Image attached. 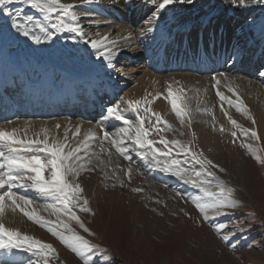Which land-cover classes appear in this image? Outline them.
<instances>
[{
  "label": "rangeland",
  "instance_id": "obj_1",
  "mask_svg": "<svg viewBox=\"0 0 264 264\" xmlns=\"http://www.w3.org/2000/svg\"><path fill=\"white\" fill-rule=\"evenodd\" d=\"M143 2L136 4L137 6L134 7L136 11H133L127 16V19L121 22L114 16L115 12H112L104 4L75 3L77 5L75 10L81 15V24L87 33L85 39L99 38L105 30L110 29L116 42L123 38L122 41L128 52L116 54L117 56L111 61L113 64L116 60L114 69L110 67L109 62H106L102 69L104 76L94 82V88L92 86V89L99 92V96L90 98V100L84 98H87V91L79 89L77 97L71 100L68 98L59 104L58 97L53 90V85L54 87L58 85H55L54 81L53 84H49L48 81V83L45 81L46 79L44 80L47 70L41 66L33 67V72L29 71L38 83L37 85L30 84L33 87H39V91L36 93L26 89L27 79L20 71L13 73V76L8 78L3 89L0 90V128L11 130L14 126L21 128L23 123L36 124L55 119L71 123L83 122L102 138L104 130L115 133L119 128L125 126L122 122L107 117L108 107L119 104L120 111L124 116L135 120L136 114L129 109L125 101H141V115H143L145 106L151 107L155 112L158 111L156 108L158 102H163L167 108L166 114L171 113V115L167 119H164V116L161 117L162 120L168 121L171 129L159 134L153 133L149 138L159 141L160 136H164L168 140L178 139L182 142H191L193 150L203 152L204 156L225 169L224 172H220L218 169H213V171L225 181L228 187L235 189L233 198L239 201L240 207L231 210L229 216L214 217L210 213L211 218L204 221L191 203L193 196H202L198 189L185 184L178 177L159 171L149 161L141 159L137 151L130 150L128 154L132 159L125 160L114 147H111L109 142L105 141L104 147L110 151V155L109 151L101 152L100 148L96 146V142L93 141L89 151L99 153L100 160L105 161V164L101 165L99 160L93 156L92 163L87 166L93 170H82L75 182L82 186L83 195L89 200V207L94 213H83L77 210V215L94 234L83 232L75 221H70L71 227L77 233L98 246L99 251L92 254L93 264H264V166L255 161L246 149L240 147L241 142L251 143L254 148L260 149L258 154L264 157V122L258 113L243 100L249 110L248 115L256 120V124L253 125L248 115L237 112L235 107L226 101H220L216 96V91L212 90L214 98L211 104L209 103L210 105H205V101L197 103L196 107L194 103L191 105H194L195 109L193 108L194 121L190 129L189 126L182 125L180 119L172 111L170 103L165 99L167 91H161L159 96L144 95L138 91L142 89L138 78L146 70L164 78L190 75L213 80V77H222L221 74H223V77L226 78L246 79L264 90V76L260 75L261 72H264V56H262L264 52L257 42L252 40L249 35L250 31L246 28L253 27L257 23L263 24L264 27V4H254L248 0V6L242 8L230 5L228 0H206L189 7L187 5V9L180 11L172 12L167 8L160 14L158 20H154L150 24L149 20L152 19L157 0H143ZM177 5H172L171 8L175 9L178 7ZM226 6L235 9L226 17L227 25L232 32L231 35L234 36L228 39V44L233 48L232 51L227 52L225 48L228 45L226 43L223 47L222 43L217 44L216 48L211 50L207 40L203 43L205 42L204 52L206 51L208 61L190 60L189 57L187 64L189 66L190 63L197 65L193 68H170L172 64L167 63L170 60H165L164 65L159 61H157L158 63L154 61V56L157 55V52L154 51H157V48L162 44L165 46L163 55L167 59L174 57L175 60H178L182 58L183 54L187 57L186 48L180 49L177 45L173 46V40L165 41L164 36H161L164 32L163 23L193 22L204 14H208L210 19L216 21L220 18V11ZM9 7L13 10L23 7L26 13L36 16L42 23L48 25V22L43 21V17L39 13L25 5L12 4ZM142 8L143 15L134 17L137 16L134 14H137L138 10ZM89 19L96 23L90 24ZM8 25L9 20L0 15V31H7L15 36L14 40L0 41V46L8 50L9 56H15L18 59L22 57L23 60H26L25 57H29L28 52L31 49L27 45V39L16 35ZM148 28H151L152 31H147ZM49 31L54 32L50 26ZM132 33L137 37L135 42H127L126 34L130 36ZM48 44L49 46L51 44L50 47H52L49 48L51 55H57V51L61 55L65 52L70 59L75 60L77 67L89 66V56H95L93 50H85L87 44L84 43V40L76 37L73 33H56L53 39L48 41ZM225 53H227V58H224V56L226 57ZM259 56L263 58H259ZM234 58L238 60L235 64L232 60ZM181 61H178V67H180ZM184 62L186 61L184 60ZM203 64H206L207 70L199 71V67ZM249 65L254 66L253 71L243 74L245 66ZM50 69L52 75L55 74L54 71L57 72L54 76L56 84L64 83L63 71L58 66L50 67ZM106 79L119 86L113 96H109L107 92ZM74 86L81 88L79 84H74ZM100 88L105 89L98 90ZM6 94L11 95L13 106L23 104V106L21 105L23 110L20 111L17 108L18 112L3 117L1 105ZM223 94L235 100L233 94L229 92ZM145 99L151 100L152 103L145 105ZM68 104L73 107L71 111ZM221 104L241 128H255L260 140L256 141L243 136L239 129L233 128L221 111ZM211 106L213 107L211 108ZM197 108H211L216 120L213 121L212 115L197 111ZM202 117H205L206 123H203L205 119L203 120ZM151 119L154 124L155 117ZM222 121L230 124L231 131H237V138H235V142H233L232 136L229 140L222 139L223 146L220 150L215 152L212 157H208L199 143L197 132L212 131L220 134L222 133L220 131ZM146 127H151V125L146 123ZM159 127L163 128L165 125L161 123ZM69 138L71 139V137ZM77 139H81V137ZM156 146L163 147L159 144ZM109 159L111 163H108ZM196 167L199 168V166ZM129 168L132 169L131 173L125 175ZM121 180L123 185L119 182ZM137 187L142 188L143 191L133 192L132 189ZM17 191L32 197L37 207L51 202L39 197L33 191L24 189H17ZM177 193L181 195H177ZM185 212L188 215H185ZM40 214L47 219H55L49 215V212L42 209ZM0 222L8 228L18 229L22 233L51 243L58 252V258H53L51 264H83V261L71 249L53 237L46 228L29 221L19 210L13 212L10 209L8 213L5 212L3 217H0ZM217 223H225L229 229L239 226L245 230H236L235 236L225 242L215 230ZM225 234L227 233L225 232ZM232 245H236V247L233 248ZM29 260L32 261V264H38L39 258L31 252L13 249L9 253L0 249V264H20L21 261L23 264H28Z\"/></svg>",
  "mask_w": 264,
  "mask_h": 264
},
{
  "label": "snow or ice",
  "instance_id": "obj_2",
  "mask_svg": "<svg viewBox=\"0 0 264 264\" xmlns=\"http://www.w3.org/2000/svg\"><path fill=\"white\" fill-rule=\"evenodd\" d=\"M98 2L99 0H81V3L86 5ZM125 2L130 4L132 0H125ZM251 2L264 4V0H251ZM194 3L195 0H157L149 23L158 20L160 14L172 5H193ZM228 3L242 8L248 6V0H228ZM12 4H22L35 10L43 17V21L48 22V25L42 23L36 16L26 13L23 7L13 10L9 7ZM76 7V4L66 3L63 0H0V15L9 20L8 27L14 30L16 35L23 36L37 45L51 41L56 33H73L76 37L83 39L85 44L90 45L97 59H103L111 65L116 53L108 47V44H115V41H110L106 35L96 39H85L87 33L81 24V15L75 10ZM89 23H96V21L89 19ZM49 26L54 32L49 31ZM147 31H152V29L148 28ZM14 39L15 36L11 33L0 31V41ZM106 41L108 43H105ZM260 75L264 76V72ZM221 76L223 77V74ZM224 79L227 80L226 77ZM213 80H215L213 87L221 84V80L215 77ZM228 91L232 92L235 100L225 96L218 88L216 96L220 101H226L234 106L237 112L248 115L247 105L243 103L236 89L228 85ZM183 92L182 88L174 92L169 85L165 99L170 103L172 111L180 119L181 124L185 123L187 117L190 127V109L184 100ZM125 103L136 114L135 120L125 117L120 111L119 104L108 107L107 117L120 121L125 126L115 133L104 130L102 138L97 132L88 129L83 139H77L81 134L79 125L74 126V130L65 128L63 138L51 135L48 128H42L34 138L29 137L30 125L23 129V136L20 135L22 131L20 128L14 127L11 130L0 128V217H3L6 206L13 212L19 210L29 221L46 228L53 237L71 249L83 261V264H93L92 254L99 251L98 246L77 233L70 224V221H75L83 232L94 234L77 215V210L92 213V209L89 207V200L83 195L82 186L75 182L82 170H93L87 167L92 163L93 156L99 160L101 165L105 164V161L100 160L99 153L89 151L93 141L96 142L101 152L109 151L104 147L105 141L109 142L111 147H114L125 160L132 159L128 154L130 150L137 151L141 159L149 161L159 171L178 177L185 184L198 189L202 196H193L191 203L204 221L211 218L210 213L214 217L229 216L231 210L240 207L239 201L233 198L235 189L228 187L225 181L213 171V169H218L224 172V168L204 156L203 152L193 150L191 142H182L178 139L168 140L164 136H160L159 141L150 139L153 133L159 134L170 130L171 125L168 121L162 120L160 113L154 112L151 107L145 106L143 115H141V101L139 100H128ZM151 103V100H144L145 105ZM220 107L233 128L239 129L243 136L256 141L260 140L255 128H241L224 109L223 104ZM197 111L212 115L213 121L216 120L211 108H197ZM152 117H155L154 124ZM248 118L253 125L256 124L254 117L248 115ZM146 123L151 127H146ZM161 123L165 127H159ZM55 128L59 130L61 125L56 124ZM220 131H225L222 125ZM69 132L72 133L71 139ZM230 134L235 142L237 131H231ZM157 144L163 147H158ZM240 147L246 149L255 161L264 166V157L258 154L260 149L254 148L251 143L247 142H241ZM108 163H111L110 159ZM196 166L199 168L197 169ZM131 171L132 169L129 168L125 175H129ZM105 175L107 178V173ZM119 182L123 185L122 180ZM17 189L33 191L39 197L51 202L37 207L32 197L21 194ZM132 191L140 193L143 189L137 187ZM177 195L181 194L177 193ZM41 209L49 212V215L55 219L50 220L41 215ZM185 215L188 213L185 212ZM215 230L221 235L223 241L228 242L232 236H235L236 230L244 231L245 229L239 226L229 229L225 223H217ZM232 247L235 248L236 245ZM0 249L9 253L13 249L31 252L39 258L38 264H51L53 258H58V252L51 243L22 233L18 229L8 228L2 222H0ZM105 257L107 258L106 253ZM20 264L23 262L21 261ZM28 264H32V261L29 260Z\"/></svg>",
  "mask_w": 264,
  "mask_h": 264
},
{
  "label": "bare ground",
  "instance_id": "obj_3",
  "mask_svg": "<svg viewBox=\"0 0 264 264\" xmlns=\"http://www.w3.org/2000/svg\"><path fill=\"white\" fill-rule=\"evenodd\" d=\"M203 1H206V0H195V3H200ZM63 2L80 4L81 0H63ZM140 2H143V0H132V2L130 4L126 3L125 0H99V2L95 3V4L106 5L112 12H115L114 16H116L117 20L121 22V21L127 19V16L129 14L133 13V11L134 12L136 11V10H134V7H136L138 5V3H140ZM177 6L178 7L175 9H172L171 8L172 6H170L168 9L172 12L175 10L180 11L183 9H187L191 5H188V7H187V5H179L178 4ZM232 10L234 11L235 9H232L229 7L227 8V6L225 8H223V10H221L220 14H219L220 18H218L216 21L210 19V16L208 14H204V15H201L200 17H198L197 19H195L193 22L185 21L183 23L182 22L180 23L179 21L178 22L173 21L174 23L172 22L170 24L169 23H167V24L163 23L162 26L164 28V32L161 34V36L162 35L164 36L165 41L166 40L167 41L173 40L172 41L173 46L177 45L180 49L186 48L187 57L183 54L182 58H180L178 60H175L176 58H174V57L167 59V57H164V55H163V51H164L165 46H164V44H162V45L160 44L161 47L157 48L158 49L157 51H154V52H157V55L154 56V61L155 62L159 61L160 64L164 65L165 60H170L169 62H167L169 65L172 64L170 66V68H176V69L177 68H179V69L185 68L186 69V68H191V67L193 68L197 65L190 63V66H189L187 64L189 57H190V60L191 59H200L203 61L204 60L208 61V58L206 57V54H205L206 51L204 52V50H205L204 49V43L207 40H208L209 47L211 48V50L216 48L215 45H217V44L222 43V47H223L224 44L226 43L228 46L225 49L229 53L230 51H232L233 48H231V46L228 44V39H229V37H234V36L231 35L232 32L230 31V28L227 25V21H226L227 18L226 17L228 16V14L231 13ZM143 12H144L143 8L138 10L137 14H134L137 16H134V17H140L141 15H143ZM131 18H133V17H131ZM129 21L131 22V20H129ZM238 21H240V20H238ZM262 25H261V23L260 24L257 23L253 27L248 26L246 28L248 31H250L249 35H251L252 40H255L264 52V27ZM160 30H161V28H160ZM105 35L108 36L110 41H115L113 39L111 33H110V29L105 30L103 32V35H101L100 37L105 36ZM126 38H128L127 42L130 41L133 43V42H135V39L137 37L132 33V34H130V36L128 34H126ZM122 39L117 41V42L115 41V44H108V47L112 51L115 50L114 52L116 54L117 53L119 54L121 52H126V53L128 52V49H126V46H125L124 42L122 41ZM27 41H28L27 45H29V47L31 49L28 52L29 57L28 58L25 57L26 60L25 59L23 60L22 57H19V59H18L15 56H13V57L9 56L7 53L8 50H6V48L0 46V90L3 89L6 81H8V78L13 76V73L20 71V73L25 77V79H27L28 84L26 86V89L28 91H32V92L36 93L37 91H39L38 90L39 87L38 86L33 87V85L34 84L37 85L38 83L36 82V78L32 77V75L29 73V71L33 72V67L41 66V68L47 70V75H46V78H44V80L46 79L45 81L46 82L48 81L49 84H51V83L53 84V81H54V84L58 85L55 87L53 85V88H54L53 90H54V93L58 97V102H60L59 104H62L68 98H70V100H71V99H74L75 97H77L79 89H81V90L83 89V90L87 91V98L84 97L85 99L90 100V98H94V97L99 96V92H97L95 89H92V86H93L95 81H97L102 76H104L103 75L104 72L102 71V69L105 67L107 61H104L103 59H97L96 56L90 55L88 58V62L90 63L89 66L77 67V66H75V63H76L75 60L70 59L69 55L65 52H63L62 53L63 55H61L57 51V55H54V56L51 55L49 48H52V47H50L51 44L49 46L48 41L45 43L39 44V45L34 44L32 41H30L28 39H27ZM203 41H205V42L203 43ZM213 42H217V43L215 44ZM105 43H108V42L106 41ZM209 47L207 46V48H209ZM1 50H3V51H1ZM85 50L92 51L90 45H87ZM133 54L136 55V53H133ZM171 54H172V52H171ZM221 54L223 55V52ZM226 54L227 53H225V55ZM222 55H221V57H222ZM262 56H264V55H262ZM262 56L261 57L259 56V58H263ZM227 57H228L227 55H226V57L224 56V58H227ZM178 58H179V56H178ZM184 60L186 62H184ZM232 60L234 61V64L238 62L237 58H234ZM178 61H181L180 65H179L180 67H178V65H177L179 63ZM114 63H116V60H114L113 64H111V66H110L113 69L116 66V65H114ZM56 66H58L61 69V71H63L64 77L62 79L68 80L69 82H67V81L65 82V80H64V83H59L61 85L56 84V82L54 80V76L57 72L54 71L55 74L52 75L53 73L50 71L51 70L50 67H56ZM236 66H238V65L236 64ZM253 67H254L253 65L245 66V68H244L245 72L243 74H249L251 71H253ZM199 68H200L199 71L207 70L206 64L201 65ZM26 75H28V76H26ZM216 79L221 80V84L213 87V85H215V80H209V79H205V78H197V77L190 76V75H179V76L177 75L175 77L164 78V77H160V76L155 75L153 72L150 73V71L146 70L143 73V75L138 78L139 84H140V86H142V89L138 90V91H140V93H143L144 95L145 94H147V95L153 94V95L159 96L161 94L160 93L161 91L163 92L165 90L168 92L169 85H171V90L174 92L177 91L178 89L182 88L184 90L182 95L184 96V100L188 104L189 109H190L191 125H192V123L194 121L193 113H194L195 107L197 106V103L199 104L201 101H205L204 102L205 105L209 104V103L211 104V101L214 98L212 96V92H211L212 90L217 91V88H218L222 93L229 92L228 91V85H231L239 93L242 100H244V102L246 104H248L250 107H252L258 113L259 117L264 122V90L263 89L257 87V85H255L254 83H252L246 79H234L231 77L227 78L228 80H225L224 77L223 78L218 77ZM176 82H178V83H176ZM32 83H33V85H30ZM110 83H111V81L109 82L106 79L105 85L107 88V92H108L109 96H113V94L115 93L116 89H118L119 86H117V84H115V83H114L115 85L113 83H111V84ZM40 84H42V83L40 82ZM74 84H79V86H81V88L74 86ZM61 86H63V87H61ZM93 88H94V86H93ZM104 89L105 88H100L98 90L102 91ZM229 93L232 94V92H229ZM138 94H139V92H138ZM2 100H4L3 104L1 105L3 117H6V116H9V115H12V114L18 112V109L20 111L23 110V107H22L23 104H20V106L19 105L13 106L14 102L11 101V95L10 94H6L5 98H3ZM80 102L82 103L83 100ZM193 103H194L195 107H193L194 105L191 106ZM217 104H219V103H217ZM68 107L70 108V111L73 108L72 105L70 106V104H68ZM212 107L213 106H211V108ZM156 108L158 109V111H155V112H158V113H160L161 116H164V119L170 118L171 113L166 114L167 108L163 102L159 101L158 104L156 105ZM58 116H59V114L57 115V117ZM202 118H203V120L205 119V117H202ZM169 121H170V119H169ZM203 123H206V119L204 120ZM56 124L61 125V128L59 130H57L55 128ZM221 124L224 127L225 131L220 133V134L213 133L212 131H204V132L199 131V132H197V134L199 135V143H200L201 147H203V149L205 150L204 152L206 153V155L208 157H212L215 152L220 150V148L223 146L222 139L229 140L231 138L230 124L228 122H225V121H222ZM29 125L31 127L28 130V136L33 137V138L35 137L36 133H39L41 131L42 128H48L50 130L51 135H58L60 138H63L65 128H71L74 130V126L79 125V126H81V134L79 137H81V139H83L84 133H86L88 129H91L89 127V125H87L83 122H77V123L72 122L71 123L69 121H58V120L54 119V120H50L48 122L45 121L43 123L38 122L36 124L23 123L21 125V128L19 127L22 130L20 133L21 136H23V134H24L23 129ZM184 125L189 126L187 117L185 118ZM200 125H202V124H200ZM204 125H206V124H204ZM190 129H191V127H190ZM71 136H72V133L69 132V137H71ZM9 211H10V209H8L6 207L5 212L8 213Z\"/></svg>",
  "mask_w": 264,
  "mask_h": 264
}]
</instances>
